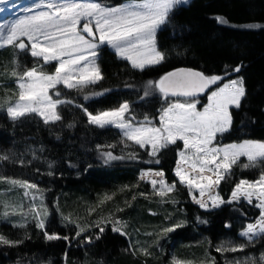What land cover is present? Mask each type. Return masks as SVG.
Wrapping results in <instances>:
<instances>
[{
  "label": "trees",
  "instance_id": "1",
  "mask_svg": "<svg viewBox=\"0 0 264 264\" xmlns=\"http://www.w3.org/2000/svg\"><path fill=\"white\" fill-rule=\"evenodd\" d=\"M217 16L224 17L228 23H217ZM249 24L264 26V0H191L188 5L179 6L170 22L157 32L158 49L166 54L162 63L141 71L103 47L98 59L103 79L85 93L60 91V97L75 101L73 105L61 106V122L46 126L33 116L12 121L2 112L0 151L9 158L4 165L0 160V167L4 166L0 176L20 180L30 177L43 190V204L49 212L46 221L49 233L71 239L76 224L87 226V230L70 243L63 239L46 241L43 232L32 222L25 228L0 222V234L13 241H23L16 246L0 245V264H171L169 251L181 258L214 259L215 264H226L239 256L258 260L264 253V237L253 244L239 237L244 224L256 217L257 211L246 204L201 211L188 202L168 206L173 214L166 215L150 200L153 196L138 174L141 169L157 167L174 181L171 172L175 147L163 150L158 156L160 162L154 163L139 148H125L117 129L89 125L83 110L75 106L82 105L95 114L127 101L132 109L157 114L164 100L158 93L144 97L148 81L180 68L223 75L226 66L231 69L242 65L237 75L244 80L246 96L239 109H231V131L220 140L222 143L264 141V27H245ZM11 58L10 53L0 50V85L3 84L0 98L12 95L15 89L11 78L4 75L11 71ZM88 92L103 94L86 100L84 96ZM69 124L74 126L68 127ZM98 145L102 146L99 151ZM132 150L137 152L138 159L105 163L100 154L111 151L119 157ZM261 171L264 165L255 169L234 168L232 177L221 183L220 195L227 198L235 182L256 180ZM28 172L31 175L27 177ZM8 190L9 184L0 182V193H4L0 198L12 202L13 194L9 196ZM144 196L150 199L144 200ZM177 196L187 199L184 190ZM62 217H69L74 223L68 224ZM197 217L206 223L198 222ZM109 218L122 221L126 235L113 232L107 222ZM99 221H104L103 233L92 226ZM178 221H186L185 226L165 236L157 234L167 224ZM84 237H91L92 242H85ZM225 241L246 247L243 251L221 254L216 248ZM142 248L150 254H143Z\"/></svg>",
  "mask_w": 264,
  "mask_h": 264
},
{
  "label": "snow or ice",
  "instance_id": "2",
  "mask_svg": "<svg viewBox=\"0 0 264 264\" xmlns=\"http://www.w3.org/2000/svg\"><path fill=\"white\" fill-rule=\"evenodd\" d=\"M6 3L8 0H0V5ZM188 3L189 0H125L119 6L108 7L99 0H34V3L23 9V15L12 21L0 22V48L10 46L34 60L30 68L21 67L17 60H13V68L8 75L14 78L16 89L10 97L0 98V111L6 112L12 121L36 116L46 126L56 125L63 119L61 106L75 104L72 99L58 98L61 96L58 86L85 93L103 79L97 63L102 45L112 49L118 58L126 60L134 69L143 71L146 67L158 65L166 59V54L158 49L157 32L170 22L179 6ZM215 20L219 24L228 23L220 16L215 17ZM245 27L264 26L249 24ZM53 62L54 71H46L44 66ZM241 67L237 65L228 69L226 66L223 75L177 69L161 75L155 81H148L144 97L158 93L164 100V106L159 109L158 124L147 115L138 120L127 101L95 114L82 105L75 106L83 110L89 125L101 129H119L122 137L120 143L125 148L134 145L144 149L154 163L160 162L158 156L163 150L182 142L183 147L176 151L174 169L178 183L188 189L192 202L205 210L241 201L259 209L255 220L247 223L239 233L247 244H253L264 237V171L254 181L240 179L235 182L227 200L219 192L221 183L232 177L234 167L250 169L264 165V141L246 139L229 144L218 142L219 137L231 131V109H239L246 96L243 78H231V74L239 73ZM102 94L88 92L84 99ZM201 94L207 95V103L198 108L196 97ZM101 147L97 146L98 151ZM100 154L105 163L116 159L139 158L135 150L119 157L111 151H101ZM8 158L7 155H0V160ZM241 158H245L246 162L241 164ZM146 178H150L153 193L161 199L176 190V182L168 183L162 170L142 172L141 179ZM0 182L23 191V199L18 203L0 198V221L9 222L14 228H25L32 222L43 232L46 241L63 239L70 243L71 239L81 237L87 230V226L76 224L75 236L71 239L58 233H49L46 230L49 213L43 204V190L26 180L0 176ZM3 196L4 193H0V197ZM24 200L28 201L27 205ZM12 217L17 219L12 220ZM62 219L68 224L74 223L69 217ZM197 220L206 223L199 217ZM107 222L112 225L113 232L126 235L122 230V221L109 218ZM103 223L99 221L92 226L103 233ZM185 224L186 221H178L161 229L160 234L173 232ZM99 238L97 235L96 239ZM84 241L91 243L92 239L84 237ZM22 242L0 234V245L16 246ZM245 247V244L225 241L216 251L223 254L243 251ZM140 251L145 255L150 254L147 249L142 248ZM173 264L184 262L174 257ZM211 264H215L214 259ZM226 264H264V253L260 254L258 260L249 257L243 262L226 261Z\"/></svg>",
  "mask_w": 264,
  "mask_h": 264
},
{
  "label": "rangeland",
  "instance_id": "3",
  "mask_svg": "<svg viewBox=\"0 0 264 264\" xmlns=\"http://www.w3.org/2000/svg\"><path fill=\"white\" fill-rule=\"evenodd\" d=\"M190 1L191 0H189V3H190ZM99 2L100 3H102V4H104V5H106V6H108V7H115V6H119V5H121V4H123V3H125V0H122V1H120V2H112L111 0H99ZM32 3H34V0H8V3H6V4H3V5H0V22H4V21H12V20H14V19H16V18H18L19 16H21V15H23L24 14V12H23V9L25 8V7H28V6H30ZM188 3V4H189ZM187 4V5H188ZM182 6H186V5H182ZM103 47H105V48H108L109 50H111L112 52H114L112 49H110L109 47H107L106 45H102L101 46V48H100V51H101V49L103 48ZM0 50H4V51H6L7 52V54L8 53H10V55L12 56V58H11V70H12V68H13V60H17L18 61V63H19V65L21 66V67H32L33 66V64H34V60H33V58L30 56V55H28V54H26V53H19V52H17V51H15L12 47H5V48H0ZM99 55H100V53H99ZM98 59H99V56H98ZM126 61V60H125ZM97 63H98V60H97ZM153 66H155V65H153ZM45 67V70L46 71H49V72H51V71H54V68H55V62H53V63H51V64H49V65H45L44 66ZM151 67V66H150ZM146 68H148V67H146ZM8 73H10V70L7 72V73H4V75H5V77L7 76L8 78H11V80H12V83H13V85H15V89H16V84H15V80H14V78H12L10 75H8ZM3 75V74H2ZM231 78L232 79H236V78H239V76L237 75V73H235V72H233L232 74H231ZM9 82V81H8ZM1 85H3V84H1ZM0 85V86H1ZM5 86H8V83H5ZM93 86V85H92ZM91 86V87H92ZM58 88H59V90L60 91H67V89H64L62 86H58ZM15 89H13L12 90V92H14L15 91ZM71 92V91H70ZM72 92H74V94L76 93V91H72ZM11 95H7V97H10ZM54 98H57V97H55L54 96ZM58 98H60V99H68V98H64V97H58ZM173 99H175V98H173ZM196 99L199 101V103H198V105H197V107L198 108H202L203 107V105L204 104H206L207 103V95L206 94H203L202 96H200V97H196ZM164 103V102H163ZM162 106H164V104L162 105ZM161 106V107H162ZM160 107V108H161ZM159 108V109H160ZM132 111H133V113H134V115L136 116V118H143L145 115H147V116H149L150 118H152L153 119V122L154 123H157L158 124V116H159V110H158V112H157V114H156V112L155 113H153V114H149V113H147L144 109L142 110V109H137V108H135V109H132ZM2 112H4V111H0V114L2 113ZM5 115L7 116V114H6V112H5ZM153 116H155V117H153ZM33 117H36V116H33ZM36 118H38V117H36ZM39 119V118H38ZM114 128V127H113ZM116 129V128H115ZM118 131H119V129H117ZM120 132V131H119ZM222 137V136H221ZM221 137H219V143H221V144H229V143H222V141L220 140V138ZM122 138V137H121ZM242 141V140H241ZM239 142V141H238ZM231 143H233V142H231ZM174 147H175V155H176V151H177V149H179V148H182L183 147V145H182V142H178L177 143V145H173ZM132 147H136V148H138L137 146H132ZM140 151H143V152H145L146 154H147V152L144 150V149H140ZM0 155H4L3 153H1V151H0ZM177 158V157H176ZM176 158H175V164L173 165V168H172V176H173V178H174V181H171L166 175H165V179L167 180V182L168 183H173V182H176V190L173 192V193H171V194H169V196L168 197H166V198H164V199H161V197L160 196H158V195H155L154 193H153V188H152V185L149 183V179L150 178H146V179H141V174H142V172H145V171H148L149 169H151V170H153V171H161L162 169L161 168H157V167H153V168H144V169H141L140 171H139V174H138V179L140 180V181H142L144 184H146L147 186V188H148V191H149V194H151L153 197H150V198H148V197H146V196H144L143 197V199L144 200H146V199H150V200H153V202L155 203V205L156 206H158V208H159V210H162V212H165L166 213V215H172L173 214V212L172 211H170L169 210V207L168 206H170V205H177L178 203H191L192 205H194V206H196L199 210H201V211H211V210H215V209H218V208H215V209H208V210H205V209H202V208H200L197 204H195V203H193L192 202V199H191V197H190V195H189V192H188V189L185 187V186H182V185H180L179 183H178V181H177V178L175 177V175H174V169H175V166H176ZM2 161V164L4 165L5 164V162L7 161V160H1ZM246 162V160H245V158H241V161H240V163L242 164V163H245ZM4 167V166H3ZM2 166L0 167V170H1V168H3ZM239 166H236V167H234V168H238ZM234 168H233V170H234ZM241 168V167H240ZM257 168V167H256ZM255 169V168H254ZM163 171V170H162ZM164 172V171H163ZM165 173V172H164ZM26 174V176L28 177V175H31V173H25ZM0 175H1V172H0ZM258 179V178H257ZM18 180H20V179H18ZM24 180H26V181H29V182H31V180H30V177H28V178H26V179H24ZM240 180V179H239ZM238 180V181H239ZM248 180V179H247ZM237 181V182H238ZM250 181H254V180H250ZM33 183V182H32ZM9 189H11V191H9L8 190V192H7V194H9V196L10 195H12V197H13V200H11L12 201V203H18V202H20L22 199H23V191L20 189V188H12V186L11 185H9ZM182 190H184L185 192H186V194H187V199H179V197L177 196L180 192H182ZM6 193V192H5ZM177 194V195H173V194ZM21 194V195H20ZM148 194V193H147ZM197 195H198V193H196ZM230 194H231V191H230V193H229V195L227 196V198H224L225 200H227L228 198H229V196H230ZM6 195V194H5ZM178 197V198H177ZM24 203H25V205H27V203H28V201L27 200H24ZM37 203H39V201H37ZM242 205V204H246V206H248V207H250V208H252L253 210H255V211H257V213H256V217L259 215V209H256L255 207H253V206H251V205H248L246 202H244V201H241V202H239V203H232V204H228V203H225V204H223V205ZM223 205H221V206H223ZM220 206V207H221ZM219 207V208H220ZM49 213V212H48ZM49 215V214H48ZM256 217H254L253 219H251V221H249V222H253L254 220H255V218ZM17 219V217H12V220H16ZM47 219H48V217H47ZM47 221V220H46ZM0 222H3V221H0ZM249 222H246L245 224H244V226L247 224V223H249ZM167 226H171V225H169V224H167L165 227H167ZM164 228V227H163ZM162 228V229H163ZM240 232H241V230H240ZM239 232V233H240ZM157 234H160V233H157ZM162 236H165V234L164 235H162ZM239 237H240V235H239ZM242 238V237H241ZM242 239H244V238H242ZM258 240V239H257ZM246 241V240H245ZM247 242V241H246ZM195 246H198V243H195ZM168 254H169V259H170V263L171 264H173V258L175 257L178 261H180V262H184V264H188V262H190V264H211V260L210 259H206V261H202V260H196V259H194V258H196V257H194V256H191V257H189L188 256V258H181V257H178V256H175L173 253H172V251H169L168 252ZM247 258H249V257H241V256H239V258H236L235 257V259L234 260H232V261H230V262H234V261H241V262H243L245 259H247Z\"/></svg>",
  "mask_w": 264,
  "mask_h": 264
},
{
  "label": "water",
  "instance_id": "4",
  "mask_svg": "<svg viewBox=\"0 0 264 264\" xmlns=\"http://www.w3.org/2000/svg\"><path fill=\"white\" fill-rule=\"evenodd\" d=\"M180 69H189V68H180ZM177 70V69H176ZM174 71V70H173ZM200 96V95H199Z\"/></svg>",
  "mask_w": 264,
  "mask_h": 264
}]
</instances>
